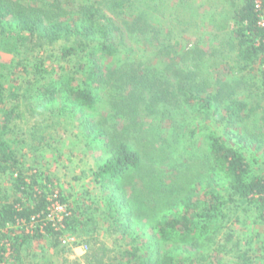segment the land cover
<instances>
[{
	"label": "trees",
	"instance_id": "16d2710c",
	"mask_svg": "<svg viewBox=\"0 0 264 264\" xmlns=\"http://www.w3.org/2000/svg\"><path fill=\"white\" fill-rule=\"evenodd\" d=\"M42 2L46 7H37L32 2L25 4L23 0H0V53L14 57L9 70H0V110L4 107L5 99L14 98L10 110L3 108L7 121H11L12 114H16L19 107L17 92L10 91L12 69L19 66H23L25 85L32 91L24 105L25 112L17 114L23 119L27 113L35 117L59 100L72 112L94 111L105 100L110 103V113L115 111L113 117H126L129 128H134L140 124V100L145 108L162 101L178 103L183 109L186 106L198 107L205 117L224 125V134L213 130L205 134L202 126L193 128L189 136L193 139L200 135L206 139L208 158L213 162L212 174L215 180L223 182L218 185H225L226 192L207 193L202 200L192 204L196 191L190 182L192 177H187L189 186L185 197L177 196L178 186L173 184L163 192L158 205H153L151 209L146 207L151 213L146 217L157 220L153 226L156 237L153 235L147 244L149 254L143 255L141 248H134L126 253L127 260L123 264H228L227 257L233 255L237 256L238 263L252 264L249 252L241 249L240 242L227 245L233 241L232 235L225 238L227 244H207L215 240L220 228L232 215L245 217V220L253 217L264 226V168L256 170L255 163H259L260 159L248 156L254 143L257 151L264 150V135L250 132L247 124L243 131L237 129L238 125L245 124L253 116V108L248 109V103L235 97L236 90L229 83L220 85L214 94L204 98L193 92L207 87L196 88L193 79L182 84V77L178 79L174 76L176 83L161 78L150 82L146 76L138 73L131 77V68L134 71L132 64H118L116 68L105 66L103 61L106 58L117 61L121 42L118 43L116 35L120 30L118 22L106 15L102 4L113 7L122 16L125 10L136 6L135 0H82L69 12L63 10L62 0H53L51 4L45 0ZM255 2L240 0V4H232L235 8L232 16L236 41L234 48L237 50L238 72L251 71L256 64L259 65V87L264 95V31L258 25L259 13ZM147 13L139 10L132 24L133 31L142 34L150 32L149 24L141 25L147 24ZM64 14L69 16L61 19ZM59 42H63V45L58 55L49 54L46 57L27 53L30 47L46 48ZM178 44L176 42L169 47L175 49ZM49 60L52 66L54 63L59 66L76 63L74 65L82 70L88 67L90 72L80 83L67 71L54 78ZM63 70H67L66 67ZM75 72L80 73L71 71ZM182 72L184 70L180 74ZM191 73L195 75V71ZM128 85L132 86L129 91ZM139 92L137 99L136 93ZM146 92L150 98L146 97ZM107 121H94L92 116H87V126L95 138L105 141L108 154L95 176L101 178L109 189L113 186L111 200L118 201L124 216L128 215L130 228L132 221L142 219L146 210L142 200L133 201L126 189V180L131 173L143 168L144 161L151 153L148 146L143 151L137 145L131 146L127 140L129 133L119 135L116 124ZM5 127L0 126V175L8 178V183L5 186L1 183L0 186V264H19L24 250L36 240L48 239L54 247L60 245L61 232L56 231L45 217L52 201L66 204L68 197L49 176L32 166L26 167L21 149L15 146L19 143L7 138ZM230 127L232 129L229 130ZM187 171H190V167ZM157 180L152 185L156 191H162L157 187ZM166 209L169 212H165ZM164 212L162 217L156 219ZM77 215L75 210L65 220L68 231H75L80 223ZM106 252V248L94 250L85 261L87 264H113L105 261Z\"/></svg>",
	"mask_w": 264,
	"mask_h": 264
},
{
	"label": "rangeland",
	"instance_id": "374dc122",
	"mask_svg": "<svg viewBox=\"0 0 264 264\" xmlns=\"http://www.w3.org/2000/svg\"><path fill=\"white\" fill-rule=\"evenodd\" d=\"M23 1L25 4L32 2V5L37 7L44 6L42 0ZM52 1L45 0L50 4ZM81 1L62 0L61 6L64 11L69 12L72 6L79 5ZM233 3L240 4V0H135L136 6L125 10L122 16L117 14L113 7L109 8L103 3L101 6L105 7L106 15L118 22L120 30L116 35L118 43L121 42V53L117 59L119 61L110 57L103 63L110 68H116L118 64H132L134 71L131 68V77L138 73L140 76H146L150 82L161 78L176 83L177 78L182 77L183 84L193 79L196 88L207 87L204 91L193 92L194 95L204 98L214 94L220 85L229 83L236 90L235 97L248 103V109L254 110L253 116L245 124L238 125L237 129L243 131L244 125L247 124L250 132L264 135V95L259 87V65L256 64L251 71L238 72L237 50L234 48L236 41L233 35ZM139 10L148 12L147 24H141H149L150 32L147 34L133 31L132 24ZM68 16L64 14L60 18ZM176 42L179 44L175 49L169 47L174 46ZM62 45L63 42L46 48L34 46L30 47L27 53L46 57L49 54L58 55ZM13 61L12 55L2 53L0 70H7ZM48 64L52 66V61L49 60ZM74 64L76 63L59 66L54 63L50 66L52 76L56 78L69 72L76 82L80 83L90 69L85 67V70H82ZM65 67L67 70H63ZM182 69L184 72L180 74ZM12 70V86L9 87L10 91L17 92L19 100L16 99V102L19 107L8 122L3 108L10 110L14 98L5 99L4 107L0 110V126L5 127L7 124V138L19 143L15 146L21 149L26 167L32 166L49 176L68 197L66 205L70 211L69 217L76 210L80 221L75 231L65 228L62 232V238L66 237L69 243L63 244L60 241V245L54 247L48 239L36 240L24 250L19 264H87L86 257L92 251H101L104 248L107 249L105 261H111L113 264L126 263V253L134 248H141L140 253L143 255L149 254L147 244L153 235L156 237L153 226L157 224V220L146 217L151 214L146 207L151 209L153 205H158L163 192L169 190L173 184L178 186L177 196L185 197L189 186L187 177H192L190 182L196 189L192 204L202 200L207 193L226 192L224 184L223 187L218 185L223 182L215 180L212 174L213 162L208 158L206 139L200 135L193 139L189 136L193 128L202 126L205 134L211 130L224 134V125L205 117V113H201L198 107L186 106L183 109L178 103L162 101L145 108L140 100V124L134 128H129L126 117H113L115 111L110 113V103L105 100L101 101L94 111L83 112H72L71 108L65 107L63 101L59 100L49 109L37 113L35 117L27 113L23 119L17 114L25 112L24 105L32 91L25 85L23 66ZM192 71H195V75ZM131 88L132 86L128 85L127 91ZM139 94L140 92L136 93L137 99ZM146 97L150 98L147 92ZM247 112L248 110L245 111ZM87 116H92L94 121L109 120L116 124L119 135L129 133L127 140L131 146L137 145L142 151L149 147L151 154L144 161L143 168L137 173H131L126 180V189L133 201L142 200L146 213L148 212L143 214L142 219L132 221L130 228L128 215L124 216L118 201L111 200L113 186L109 189L105 182H101V178L95 176L108 154L104 146L105 141L95 138L87 126ZM251 147L248 156L251 159L254 156L260 159L254 168L261 171L264 168V150L257 151L255 143ZM189 167L190 171H187ZM156 180L157 187L162 191L154 189L152 184ZM1 183L5 186L8 178L0 175V186ZM165 212H169V209ZM165 212L156 219L162 217ZM245 219L230 216L229 221L214 237L215 240L207 245L214 246V242L227 244L225 238L232 235L234 239L228 246L240 242L241 249L249 252L252 264H264V247L261 248L264 243V226L253 217ZM226 260L228 264H241L234 255Z\"/></svg>",
	"mask_w": 264,
	"mask_h": 264
},
{
	"label": "built area",
	"instance_id": "2783aa9c",
	"mask_svg": "<svg viewBox=\"0 0 264 264\" xmlns=\"http://www.w3.org/2000/svg\"><path fill=\"white\" fill-rule=\"evenodd\" d=\"M256 11L259 13V27L264 31V0H256ZM70 211L66 204H62L60 201H52L49 207V213L46 215L45 220L49 221L56 231L62 232L65 229V220L69 217ZM34 224L31 225L33 227ZM43 226H41V229ZM61 235L60 239L62 238ZM61 243H69L66 237H63Z\"/></svg>",
	"mask_w": 264,
	"mask_h": 264
}]
</instances>
